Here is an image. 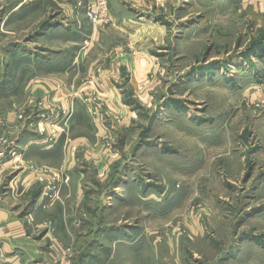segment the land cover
Returning a JSON list of instances; mask_svg holds the SVG:
<instances>
[{
  "label": "rangeland",
  "instance_id": "rangeland-1",
  "mask_svg": "<svg viewBox=\"0 0 264 264\" xmlns=\"http://www.w3.org/2000/svg\"><path fill=\"white\" fill-rule=\"evenodd\" d=\"M87 1L0 0V150L44 135L25 90L85 50L92 30L107 34L78 75L125 106L116 117L108 92L90 95L92 155L71 175L74 209L63 168L27 176L32 161L10 154L0 210L71 264H264V0H107L103 30ZM53 203L72 239L59 254L52 222L37 223Z\"/></svg>",
  "mask_w": 264,
  "mask_h": 264
},
{
  "label": "crops",
  "instance_id": "crops-1",
  "mask_svg": "<svg viewBox=\"0 0 264 264\" xmlns=\"http://www.w3.org/2000/svg\"><path fill=\"white\" fill-rule=\"evenodd\" d=\"M256 1L259 2L260 0ZM93 31L89 35V40L84 41L86 44L85 50L80 53L76 51L69 53L70 56L66 66L64 65L60 69L52 71L51 74L49 72L50 76L40 78L37 84L27 86V91L25 90V94L29 91V100L35 101L38 99V102L40 101L41 108L35 114L37 121L36 123L34 121V123L40 124L43 122L45 124L44 132H46L43 133L44 135H39L37 130L33 134L25 132L19 135L12 143L4 140L8 147L0 150V161L4 159V161L8 162L10 154H15L14 157L18 155L17 157L31 160L34 164V169H30L27 176L32 175L31 173H34L36 170L42 169V165L50 166L51 168H63L62 170H65L67 177L70 179V182L65 184L63 189L64 191H69L68 194L73 191L76 197L75 200L70 199L71 197L67 199L65 207L70 209L76 207L80 196L79 182L71 180V175L78 171L80 166L77 164L86 165V163L81 164L79 160L87 159L89 154L92 155L89 134H94L92 131L88 132L87 129V124L90 128L89 105L93 109L89 100L90 95L95 92H108L111 95L110 104H107L108 111L110 110L113 114L116 113V117L120 114V118L125 113V106L121 103L120 97H118L114 87L108 86L106 89L104 85L102 87L98 86L97 82L95 83L94 81L95 76L93 77V73L87 71L86 74L89 78L88 80H85L87 79L85 78L83 81L81 80V76L78 75L79 71L76 70L79 64H83L86 68L87 65L89 66L91 58L88 59V57L93 47L92 44L100 40L104 36V33H106L105 31L93 33ZM90 66L92 65L90 64ZM88 70L91 72L90 69ZM68 77L70 79L67 80ZM76 77H78L77 80ZM82 77H85V75H82ZM94 84L96 85L94 86ZM11 105L9 104L6 108L11 107ZM44 105L46 107L50 106L52 110L57 111L56 114L54 116L49 115L44 119V116L48 115ZM14 113L10 114V117ZM68 127H71L70 135L67 134L68 132L66 134L63 133V130L68 129ZM10 163L13 162L10 161ZM109 164H111L110 161ZM49 206L39 212L37 223L39 221L52 222L53 226L49 228L53 230L58 240L59 249L56 248L55 252L59 254L60 249H64L65 251L66 248L72 245V239L71 235L68 234V227L64 224L62 218L56 216L55 211L61 207L60 204L53 203ZM50 217L51 219H49ZM50 229L48 234L50 233ZM50 237L46 234L44 238L41 237L36 240L31 232L24 231L20 222L11 213L0 210V241L3 243L0 251L5 255L6 259L2 261L3 264H71L69 260L66 261L62 257L56 258V254L47 249ZM79 238L77 237L76 244ZM51 244L53 246L52 241Z\"/></svg>",
  "mask_w": 264,
  "mask_h": 264
},
{
  "label": "built area",
  "instance_id": "built-area-1",
  "mask_svg": "<svg viewBox=\"0 0 264 264\" xmlns=\"http://www.w3.org/2000/svg\"><path fill=\"white\" fill-rule=\"evenodd\" d=\"M85 15L93 27L103 30L110 23L107 0H89ZM257 102V106L264 111V83L259 87ZM18 118H21V116H18Z\"/></svg>",
  "mask_w": 264,
  "mask_h": 264
}]
</instances>
